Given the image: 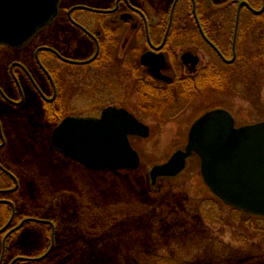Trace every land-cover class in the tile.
Instances as JSON below:
<instances>
[{
	"label": "flooded vegetation",
	"instance_id": "flooded-vegetation-1",
	"mask_svg": "<svg viewBox=\"0 0 264 264\" xmlns=\"http://www.w3.org/2000/svg\"><path fill=\"white\" fill-rule=\"evenodd\" d=\"M252 37L263 44L264 0H60L52 22L26 44L0 46V264H40L16 246L27 224L50 225L54 236L50 223L23 216L35 199L23 198L21 210L15 198L24 180L42 175L40 166L55 175L58 156L66 171L117 173L90 171L55 148L52 135L63 121L117 109L145 126L142 118L168 123L191 99L183 85L232 73ZM79 89L92 96L86 107L101 108L98 116L71 114ZM29 123L50 130L42 158Z\"/></svg>",
	"mask_w": 264,
	"mask_h": 264
},
{
	"label": "rangeland",
	"instance_id": "rangeland-1",
	"mask_svg": "<svg viewBox=\"0 0 264 264\" xmlns=\"http://www.w3.org/2000/svg\"><path fill=\"white\" fill-rule=\"evenodd\" d=\"M250 40L242 53L257 51V39ZM252 72L250 80L238 84L234 78L233 86L226 84L222 91L206 86L185 105L180 102L177 107L183 111L168 123L142 118L150 134L147 139H130L140 159L134 173L99 174L77 167L66 171L67 162L58 156L53 161L59 167L55 175L45 168L48 164L40 166L42 175L32 184L24 180L15 198L21 210L23 198L35 199L36 205H25L29 208L23 216L50 223L55 233L51 239L50 225L27 224L14 237L19 255L40 264H264V219L215 200L202 181L197 156L188 159L174 179L152 184L149 175L153 167L184 149L190 127L207 111H228L236 127L264 122V79L255 68ZM73 100V116H98L101 111L86 107L93 99L82 89ZM37 125L29 123L26 128H33L31 138L40 142L34 152L42 158L43 149H50V130ZM69 182L71 189L65 187ZM5 214L0 212V226Z\"/></svg>",
	"mask_w": 264,
	"mask_h": 264
},
{
	"label": "water",
	"instance_id": "water-1",
	"mask_svg": "<svg viewBox=\"0 0 264 264\" xmlns=\"http://www.w3.org/2000/svg\"><path fill=\"white\" fill-rule=\"evenodd\" d=\"M59 1L0 0V45L22 47L52 22ZM148 136V127L126 111L106 109L99 119H66L52 143L87 169L135 172L140 159L129 138ZM194 155L214 197L235 211L264 218V122L236 127L225 110L205 113L190 127L185 148L150 170L152 184L179 176Z\"/></svg>",
	"mask_w": 264,
	"mask_h": 264
},
{
	"label": "trees",
	"instance_id": "trees-1",
	"mask_svg": "<svg viewBox=\"0 0 264 264\" xmlns=\"http://www.w3.org/2000/svg\"><path fill=\"white\" fill-rule=\"evenodd\" d=\"M256 46L258 47L256 52L251 54L249 53V55H244V56L239 55L240 60L236 62L234 65H232L231 67L232 73H230V75L223 74L222 76L206 77L205 79H201L202 81L201 85L198 83L196 79L187 81V83L183 85L185 95L188 94L187 97L193 98L195 95L202 94L206 86L215 87L216 85V87L222 91L226 89L227 87L226 84H230L229 87L231 88L233 85H231L230 80H233L234 78L236 82H238V84L244 83L245 80L247 81L250 80L249 77H253L251 76V73H253L252 70L254 68L256 69V71H259L257 72L258 77L264 79V40H263V44H257ZM233 73H235V75H232ZM243 73H247L248 77L244 79V77L241 76V74ZM215 79H218L219 82L215 81Z\"/></svg>",
	"mask_w": 264,
	"mask_h": 264
}]
</instances>
